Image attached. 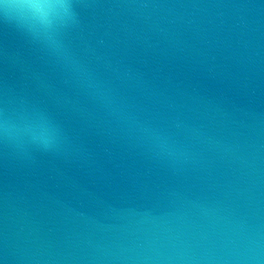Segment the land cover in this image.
<instances>
[{
	"label": "water",
	"instance_id": "obj_1",
	"mask_svg": "<svg viewBox=\"0 0 264 264\" xmlns=\"http://www.w3.org/2000/svg\"><path fill=\"white\" fill-rule=\"evenodd\" d=\"M79 2L67 42L188 151L156 155L0 24V114L38 105L67 135L55 152H20L0 139V259L203 264L250 233L264 239V0ZM185 127L203 140H188Z\"/></svg>",
	"mask_w": 264,
	"mask_h": 264
},
{
	"label": "clouds",
	"instance_id": "obj_2",
	"mask_svg": "<svg viewBox=\"0 0 264 264\" xmlns=\"http://www.w3.org/2000/svg\"><path fill=\"white\" fill-rule=\"evenodd\" d=\"M80 6L79 0H0V24L24 36L63 67L107 109L109 115L145 142L156 155L186 156L188 144L178 142L171 129L142 119L133 105L95 77L89 65L67 42V34L79 26ZM174 128L181 129V123H175ZM184 131L190 141H202L205 135L195 128L185 127ZM0 139L20 152L26 153L33 148L55 152L66 142L67 135L47 109L22 102L19 107L4 108L0 114ZM198 259L203 264H264V239L258 232L250 233L243 243L234 245L223 255ZM0 264H5L4 260L0 259Z\"/></svg>",
	"mask_w": 264,
	"mask_h": 264
}]
</instances>
